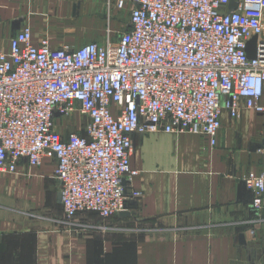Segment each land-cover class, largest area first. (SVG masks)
Here are the masks:
<instances>
[{
  "label": "built area",
  "instance_id": "obj_1",
  "mask_svg": "<svg viewBox=\"0 0 264 264\" xmlns=\"http://www.w3.org/2000/svg\"><path fill=\"white\" fill-rule=\"evenodd\" d=\"M130 1L116 43L53 49L25 26L0 46V173L54 161L75 234L90 229L76 218L107 220L141 199L127 191L139 173L133 135L189 133L215 147L224 111L264 114V0ZM74 112L88 119L83 133L62 130ZM260 154L264 162V141ZM243 181L260 212L264 171Z\"/></svg>",
  "mask_w": 264,
  "mask_h": 264
},
{
  "label": "crops",
  "instance_id": "obj_2",
  "mask_svg": "<svg viewBox=\"0 0 264 264\" xmlns=\"http://www.w3.org/2000/svg\"><path fill=\"white\" fill-rule=\"evenodd\" d=\"M118 1L0 0V46L24 26L53 49L105 44L122 27ZM221 123L215 147L189 133L133 135L139 173L127 191L141 199L125 215L76 218L90 228L83 234L64 224L54 161L0 173V264H264V208L243 181L264 171V114L224 111Z\"/></svg>",
  "mask_w": 264,
  "mask_h": 264
},
{
  "label": "rangeland",
  "instance_id": "obj_3",
  "mask_svg": "<svg viewBox=\"0 0 264 264\" xmlns=\"http://www.w3.org/2000/svg\"><path fill=\"white\" fill-rule=\"evenodd\" d=\"M111 9H114V7H110ZM120 15L116 17V21L120 24L121 29H120V33L114 34L112 35L113 38H117L120 37L119 35H121L122 32L125 31V29L128 27L129 24V19H130V10H122L119 11ZM112 13V12H111ZM112 15V14H111ZM110 17H108V21H109ZM109 23V22H108ZM107 23V24H108ZM25 27V26H24ZM29 27V26H28ZM23 28V27H22ZM21 28V29H22ZM107 31L111 34H113L112 31V25L109 24L107 26ZM111 37L110 34L108 35V38ZM47 38V37H46ZM107 38V39H108ZM112 38V41L115 42L116 40ZM106 39V40H107ZM105 40V39H104ZM105 40V41H106ZM98 43V42H97ZM88 124V119L82 115H80L78 112H74L71 117H69L68 119H66V121L64 122V127L62 128V130L64 131H75V132H79V133H83L84 130L86 129V126ZM30 212V211H29ZM34 214H42L41 211H31V215ZM85 218V216H84Z\"/></svg>",
  "mask_w": 264,
  "mask_h": 264
},
{
  "label": "water",
  "instance_id": "obj_4",
  "mask_svg": "<svg viewBox=\"0 0 264 264\" xmlns=\"http://www.w3.org/2000/svg\"><path fill=\"white\" fill-rule=\"evenodd\" d=\"M255 41H256V39H254L251 43H250V46L251 45H253L254 43H255ZM249 55H250V58H253V57H255V53H254V51H253V49H251L250 47H249ZM60 202H61V195H60ZM126 213H128V212H124V213H122V214H120V215H125Z\"/></svg>",
  "mask_w": 264,
  "mask_h": 264
},
{
  "label": "trees",
  "instance_id": "obj_5",
  "mask_svg": "<svg viewBox=\"0 0 264 264\" xmlns=\"http://www.w3.org/2000/svg\"><path fill=\"white\" fill-rule=\"evenodd\" d=\"M91 215H97V214H91ZM98 216V215H97Z\"/></svg>",
  "mask_w": 264,
  "mask_h": 264
}]
</instances>
